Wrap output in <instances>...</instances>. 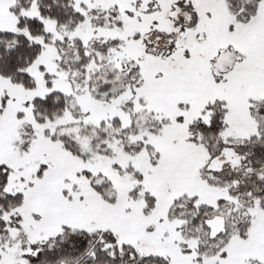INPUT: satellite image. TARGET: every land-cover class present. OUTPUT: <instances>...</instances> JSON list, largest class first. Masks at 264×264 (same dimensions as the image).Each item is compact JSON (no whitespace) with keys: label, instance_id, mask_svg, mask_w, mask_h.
I'll return each instance as SVG.
<instances>
[{"label":"snow or ice","instance_id":"1","mask_svg":"<svg viewBox=\"0 0 264 264\" xmlns=\"http://www.w3.org/2000/svg\"><path fill=\"white\" fill-rule=\"evenodd\" d=\"M0 264H264V0H0Z\"/></svg>","mask_w":264,"mask_h":264}]
</instances>
